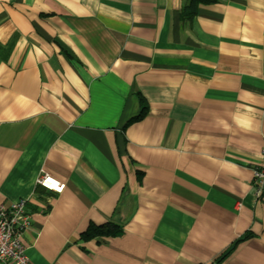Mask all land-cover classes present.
<instances>
[{"label": "crops", "instance_id": "crops-1", "mask_svg": "<svg viewBox=\"0 0 264 264\" xmlns=\"http://www.w3.org/2000/svg\"><path fill=\"white\" fill-rule=\"evenodd\" d=\"M189 1L0 0V206L28 201L32 264H264V0Z\"/></svg>", "mask_w": 264, "mask_h": 264}, {"label": "built area", "instance_id": "built-area-1", "mask_svg": "<svg viewBox=\"0 0 264 264\" xmlns=\"http://www.w3.org/2000/svg\"><path fill=\"white\" fill-rule=\"evenodd\" d=\"M262 158V162L253 171L255 200L264 196V146ZM38 185L55 194H62L66 187L47 174L41 175ZM27 204L28 201L22 199L10 206H0V264H32L24 242L31 222Z\"/></svg>", "mask_w": 264, "mask_h": 264}, {"label": "trees", "instance_id": "trees-1", "mask_svg": "<svg viewBox=\"0 0 264 264\" xmlns=\"http://www.w3.org/2000/svg\"><path fill=\"white\" fill-rule=\"evenodd\" d=\"M219 0H190L189 3L183 8L182 13H181V18L184 23L186 22H191L192 19L197 16L198 14V8L200 5H212L216 4ZM141 104L144 103L145 101L141 98L140 99ZM146 105V108L141 112L139 119L143 118L145 116V110L147 109V103H144ZM122 234V230L117 226L112 223H106L103 225H95L91 224L88 229L83 232L80 235L79 241L82 242H87L91 240H101L103 238H113V237H118ZM249 237L246 236L242 238L239 242H244L248 239ZM228 254H226L220 261L221 263L225 257Z\"/></svg>", "mask_w": 264, "mask_h": 264}]
</instances>
